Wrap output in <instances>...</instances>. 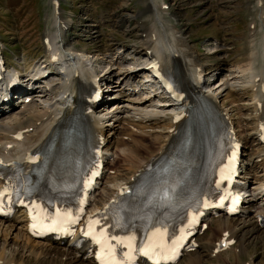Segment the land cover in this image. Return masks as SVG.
I'll return each instance as SVG.
<instances>
[{"label":"bare ground","instance_id":"obj_1","mask_svg":"<svg viewBox=\"0 0 264 264\" xmlns=\"http://www.w3.org/2000/svg\"><path fill=\"white\" fill-rule=\"evenodd\" d=\"M166 8L165 1L154 2V24L152 23L146 32L143 29L145 33L142 32L143 34L138 36L135 45L132 43L134 52H140L146 59L142 65L148 69L143 70L142 65H133L123 71L120 69L122 63L116 57L105 60V53L96 55V52L87 56L84 51L65 43L62 31L66 30L71 19L63 18L60 8H55L53 29L46 33L43 39H46L45 47L58 56L60 67L56 70L49 69V73L55 75L50 77H55L56 80L46 78L42 84L44 90L41 86L37 91L40 92L36 95L38 97H34V100L27 104H21V107L18 105L19 109H13L7 115H0V141L9 137L7 133L11 134L20 128L27 129L21 142L9 140L2 144L0 156L6 149L12 151L25 147L21 152L20 164L24 170H28L29 164L24 162L25 157L40 149L44 156H48L45 166L52 171L56 188L55 197H52L61 205H66L81 185L84 176L91 169L93 155L95 156L96 149L99 153L98 146L101 145L106 172L102 173L98 191L91 205L99 207L114 194L119 196L120 203L112 205L96 217L91 216L89 221L98 219L101 223L110 219L114 226L117 214L127 220L130 213L121 211V208L125 204L135 206L144 197L132 199V193L129 192L122 198L121 190L125 187L131 189L133 186L144 185L145 189L151 192L153 189L163 190L169 185L175 186L179 182L180 186L176 191L169 192L172 196L170 205L145 210L153 220L159 218L165 221L168 233L164 239L170 237L183 224L194 205L213 197L215 185L221 178L219 173L224 166H228V148L223 129L227 125L226 119L229 123L239 126L237 133L242 143L256 141L259 131L264 135V36L256 37L258 43L263 41L260 44L255 38L259 28L264 31V0H257L254 8L256 16L250 22L248 31V46L251 50L244 55L246 63L235 64L233 68L225 70L234 72V76L228 77L229 79L221 77L215 87L205 84L203 79L201 81L207 66L199 61L194 47L182 30L177 28L175 23L164 19L162 13ZM47 56L46 54L40 63L37 62L43 68L48 63ZM97 58L104 59V68L99 73H95L92 64ZM36 67L38 66L34 65L32 68ZM116 72L121 79L118 84L123 80H132L133 76L135 80L137 75L142 73L136 79L139 86L137 91L133 93V90H129L132 84L126 85V88L116 85L118 80H111ZM150 72L159 77L158 83L150 77ZM97 76L100 81L109 84L111 92L113 88L116 90L115 94L108 93L104 101L106 105L110 100H114V104L111 110L97 106L88 112L87 107L73 102L76 92L79 89H88L91 83L95 84ZM240 76L242 80L236 82V77ZM162 84H165L168 94L170 85L179 86L185 93V103L194 101L196 108L185 111L187 108L184 107V102L177 99L175 94L172 95L173 98L167 99ZM155 85L158 88L154 89ZM227 87L231 90H244L245 93L250 91L248 95L251 94V106L232 107L233 100H229L225 105L220 97L228 93L225 91ZM134 94L136 95L132 96ZM157 94L163 99H157L156 103H153ZM77 108L85 111L81 110L79 115ZM242 108L250 112L245 114ZM74 115V123L69 124ZM10 119L13 122H9ZM106 125L116 126V129L112 127L109 131L116 134L115 140L104 138ZM147 128L149 130H145ZM122 137L126 139L123 140ZM145 138L147 141H144ZM8 143L13 146L7 148ZM169 153L174 154V158H171ZM110 155L114 156L111 161L108 160ZM146 165L155 169L151 176L143 173ZM240 168L242 183L248 187L251 185V194L243 206L241 216L222 218L219 227L207 226L206 237L199 243V246L204 248V254L198 249L187 253V264H204L201 261L203 256L207 259L211 256L219 258L220 253H212V250L225 231L226 239H235L234 245L226 249L232 250L230 255L235 260L231 261L233 264H238L240 256L247 253L249 238L264 240V231L258 225L257 218L259 214H264V172H257L259 168L264 170V149L257 141L253 152L245 154ZM33 170L35 176L40 175L44 171L42 163L36 165ZM164 181H167V184L163 183ZM29 188L27 194L32 195L34 190L31 186ZM49 205L50 207L46 205L39 208L41 217L52 218L56 209L64 208L54 202ZM91 212L88 211L87 215ZM134 223L135 228L121 229L119 236L137 237L152 228V225L143 219H137ZM95 227L101 229L100 224ZM155 227L160 225L156 224ZM67 248L29 238L25 234L23 214L13 222L0 220V264H92L90 259L83 263ZM238 252L239 256L236 255ZM246 260L248 264H254L252 257Z\"/></svg>","mask_w":264,"mask_h":264},{"label":"rangeland","instance_id":"obj_2","mask_svg":"<svg viewBox=\"0 0 264 264\" xmlns=\"http://www.w3.org/2000/svg\"><path fill=\"white\" fill-rule=\"evenodd\" d=\"M51 1L0 0V40L5 45V59L9 64H16L26 70L27 67L32 66L37 61H41V37L43 38L46 33L51 32L53 29L55 8L51 9ZM58 1L60 3L59 8L62 17L71 19L67 29L65 31L63 30V40L65 43L74 46L75 49L84 51L87 56L88 54L91 56L96 53V55L105 53V56L107 55L105 60L109 57H116L122 63L120 65L121 71L127 69L128 66H138L139 63L142 65L143 62H146V59L140 52H134L132 45L136 44L140 34L148 31L152 26L151 24H154V2H166L167 8L162 13L164 19L169 20L173 24L175 23L176 27L182 30L183 34L187 36L189 43L195 49L197 58L207 66L203 79L213 87L221 80V77L223 79H229L228 77L234 76V72H228L229 74L226 76L227 72L225 70L233 68L235 62V64L242 63L245 60L244 55H247L249 50H251L248 46V28L250 22L256 16L254 8L257 5V0ZM258 31H261V33ZM258 31L255 38H260L261 35L263 37L264 31L261 28ZM213 38L220 40L222 46L217 49L212 46L211 42ZM257 40L256 38V42L258 43ZM213 41L216 44V39ZM242 54L244 55L242 56ZM122 59L124 60L122 61ZM95 60L93 66L96 72L99 73L104 68V59L97 58ZM122 73L124 74L125 72ZM223 73L225 74L223 75ZM141 74L139 73L136 79ZM134 77L132 80L130 79L127 82L123 80L118 84L121 79L116 72V75L111 80H118L116 85L120 88H125L128 84L139 88L137 86L138 81L136 79L134 80ZM240 78L241 76L239 78L236 77L238 79H235L236 82L242 80ZM153 88H158V86L155 85ZM109 91V93L115 94L116 90L113 88L112 92L111 90ZM225 91H228V93L222 94L220 97L225 105L229 100H233L234 105L232 104V107H239L240 105L242 107L251 106L249 92L245 93L244 90L240 89L231 90L228 87ZM227 94L229 95L226 96ZM157 99H163V97L157 94L154 97L153 103H156L155 100ZM112 104H114V100H110L106 105L102 104L100 108L111 110ZM241 110L245 114L249 112L243 108ZM8 121L13 122L12 119ZM112 127L116 129V126L113 125H106L104 127V138L108 140L116 139V134L109 133ZM145 130L149 129L147 128ZM144 141H147V139L145 138ZM245 147L246 155L250 154L255 148V141L251 142L250 146L248 144ZM260 170L261 168L257 169V172H264ZM255 201L257 202V199ZM220 223L221 218L212 220L209 222V227H219ZM205 237L206 231L199 236V242L202 243ZM247 241V253L240 256V262L238 264H241L242 261L244 263L249 257H252L254 264H264V240L249 238ZM197 249L201 254H204V248L199 246ZM230 253L232 251L222 253L219 258L207 259V257L203 256L201 261L204 264H229L232 260L235 262ZM236 255L239 256L240 254L238 253ZM188 261L186 255L181 259L180 263L187 264Z\"/></svg>","mask_w":264,"mask_h":264},{"label":"snow or ice","instance_id":"obj_3","mask_svg":"<svg viewBox=\"0 0 264 264\" xmlns=\"http://www.w3.org/2000/svg\"><path fill=\"white\" fill-rule=\"evenodd\" d=\"M262 127H264V125H262ZM2 163L3 162L0 161V164ZM165 171H167V169H165ZM163 183L167 184V181H164ZM179 186L180 184L177 182L175 186L169 185L163 190L157 188L153 189L151 192L147 191L144 185L133 186L131 189L125 187L121 190L122 198L129 192L132 193V199L144 197V199L139 200V203L135 206L125 204V206L121 208V211L129 212L130 216L127 220H125V217L117 214L116 223L114 225L115 227H119L124 230L135 228L136 225L134 221L137 219L148 221L152 225V228L150 231H146L144 236L141 238V247H136L137 237L135 235H128L124 237L114 235L109 236L104 228L97 231L95 226L100 224V220H90V230L84 231L83 235L92 237L95 243L101 245L100 251L96 254V258L100 261V264H120V262L115 259V248L117 245H124L128 248L126 256L129 262L133 258L132 252L134 250L142 252L146 256H151L157 264H159L160 260L173 259L174 256L168 254V249L164 244V237L168 233L165 221L159 218L153 220L152 216L148 215L145 210L158 209L165 204L170 205L172 202V196L169 195V192L171 191L174 193ZM5 191L6 190H0V195H3ZM113 203L119 204L120 201H114ZM136 213H143V215H137ZM121 221L124 222L121 223ZM156 224H159L160 227H155ZM32 227L35 228L36 224H33ZM111 241H115V244H112ZM174 251L175 250H173V252Z\"/></svg>","mask_w":264,"mask_h":264}]
</instances>
